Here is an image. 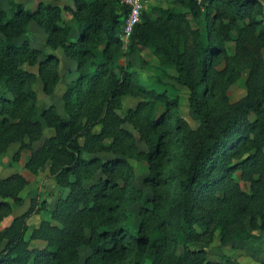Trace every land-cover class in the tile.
<instances>
[{"label": "trees", "instance_id": "obj_1", "mask_svg": "<svg viewBox=\"0 0 264 264\" xmlns=\"http://www.w3.org/2000/svg\"><path fill=\"white\" fill-rule=\"evenodd\" d=\"M71 2L72 10L39 3L28 11L10 1L4 11L0 0V155L13 144L15 160L29 150L24 168L34 176L47 169L58 192L52 209L32 199L0 230V264H213L193 245L246 241L264 227L260 1L174 0L154 19L143 12L126 48L120 36L128 10L121 0ZM63 12L72 14L73 26ZM200 18L203 30L192 26ZM31 23L50 50L74 61L78 74L62 94L63 115L54 106L40 113L48 137L37 120L34 84L39 80L51 95L60 82L59 60L30 46ZM142 50L157 62L150 86L135 81L129 61ZM245 71V95L230 102L228 91ZM167 77L186 89L195 129L176 115ZM127 96L141 101L121 118L116 111ZM131 159L147 164V199L135 186ZM27 185L19 174L0 178V220L12 213L11 203L23 204L19 194ZM134 207L138 221L127 211ZM41 213L48 219L30 229L27 221ZM33 241L44 246L32 247Z\"/></svg>", "mask_w": 264, "mask_h": 264}, {"label": "rangeland", "instance_id": "obj_2", "mask_svg": "<svg viewBox=\"0 0 264 264\" xmlns=\"http://www.w3.org/2000/svg\"><path fill=\"white\" fill-rule=\"evenodd\" d=\"M10 1L21 4L28 11H33L39 3L58 6L67 5L71 8V10L73 9L71 0H60L58 2L54 0H1V8L4 11H8ZM172 5H174V0H147L144 12H146L150 18L154 19L158 16L157 10L159 8H167ZM63 20L69 25L73 26L74 24V19L70 12H63ZM192 26L203 30V19L200 18L198 21H193ZM37 31L38 27L34 24L30 30H28L29 34L30 32L33 33V35L30 36V46L37 50L43 49L44 53H50L48 52V49L44 50V45L42 44L40 37L35 35ZM39 32L44 34L42 31ZM62 59L63 60H61V63H59L60 82L57 84L54 92L51 95L47 96L42 92V87L39 80H37L34 84V90L37 94V120L42 124L43 137H48L52 134V131L45 127L44 123L40 119V113L44 109L54 106L56 111H58L60 115H63L62 94L65 87L78 76L74 61L68 58L66 60L63 55ZM129 61L132 63L138 76L135 78V81L139 84H142L143 86H150V83L154 81V76L158 73L153 67L157 62L150 51L142 50L141 52L132 54L129 57ZM119 62L121 64L125 63L123 59H121ZM25 69L31 72H36V67L25 66ZM168 74L171 77L175 76L174 69L169 68ZM246 77L247 72L245 71L242 73L241 78L230 87L228 91V98L230 102H235L245 95L244 83ZM163 83L170 86L168 87V94L172 98H178L177 107L174 110L176 115L181 118L190 128L195 129L198 126V119L193 115L189 108L186 89L177 84L172 78H164ZM140 101L141 99L132 96L124 97L122 99L121 108L116 111L117 114L123 118L126 110L135 108ZM124 128L134 135L138 150L140 152H145L146 146L139 140L137 132L133 129V127L129 124H125ZM39 145L40 144L38 143L33 144L32 149L38 148ZM17 148L18 145L13 144L6 153L0 155V176H4L9 172H13V174H19L24 178L25 176H28V180L25 178V180L28 182V185L19 194V198L23 201V204L21 206H17L14 205V203H11L13 211L10 215H7L0 220V229L8 226L13 217L24 213L29 207L32 199H37L39 202L45 200L47 208L52 209L58 195V192L53 191L51 188L52 183L49 182V180L51 181V178L49 177L47 169H41L38 174L34 176L24 168V162H26L29 157V150H23L20 153L18 160L13 159V154ZM129 163L133 166L135 171V186L137 189L143 192L144 199H147L151 193L142 185V179L147 175V164L143 160L139 161L136 159H131ZM47 179L48 182H46ZM86 184L88 185L89 182H86ZM240 184L243 186L242 182ZM127 211L133 215L134 220L138 221L137 216H135L137 214V207L130 208ZM44 219H48L47 213L40 214V220ZM252 234L253 236L246 241H236L228 245H223L218 239H216L210 245L194 244L193 246L203 248L206 252L207 260L213 264H264V227L258 231H254ZM32 247L41 248L43 245L38 243L37 245H32ZM1 248L2 245L0 246V249ZM80 254L82 258H84L86 255H88V250L86 248H82L80 249Z\"/></svg>", "mask_w": 264, "mask_h": 264}, {"label": "built area", "instance_id": "obj_3", "mask_svg": "<svg viewBox=\"0 0 264 264\" xmlns=\"http://www.w3.org/2000/svg\"><path fill=\"white\" fill-rule=\"evenodd\" d=\"M198 4L202 0H196ZM121 3L127 8L128 12L122 25V34L120 36L125 48L129 38L133 34L134 28L139 24L142 13L144 12L147 0H121Z\"/></svg>", "mask_w": 264, "mask_h": 264}, {"label": "crops", "instance_id": "obj_4", "mask_svg": "<svg viewBox=\"0 0 264 264\" xmlns=\"http://www.w3.org/2000/svg\"><path fill=\"white\" fill-rule=\"evenodd\" d=\"M260 1V3H261V5H262V7L264 8V0H259ZM35 25V24H34ZM33 26V23H31L29 26H28V30H30V28ZM36 26V25H35ZM39 31H42L40 28H38V31L35 33V35H37L38 37H40V40L42 41V44L44 45V50L45 49H48V52H50V53H52V54H54L57 58H58V60H59V63H61V60H63L62 59V55H63V57H65V55L63 54V52H62V50L61 49H57V50H55V51H52V50H50L46 45H45V40H46V35H45V33L44 34H42L41 32H39ZM73 33H74V31H73ZM31 35H33V33L32 32H30V36ZM75 36V33L73 34V37ZM43 53H44V51H43V49H40ZM65 59L67 60V58L65 57ZM57 113H58V111H57ZM59 114V113H58ZM9 149H10V147H9ZM8 149V150H9ZM18 149V148H17ZM16 151L17 150H15V152H14V154L16 153ZM13 154V155H14ZM25 163V162H24ZM48 172V171H47ZM4 173V172H3ZM15 174V173H14ZM11 175H13V172H9V173H7V174H5L4 176H0V178H7V177H9V176H11ZM47 175V174H46ZM47 177V176H46ZM50 177V176H49ZM25 178L28 180V176H25ZM46 182H48V179L46 180ZM49 182H51L52 183V185H51V188L53 189V191H57V189L55 188V184H54V182L52 181V179H51V181L49 180ZM39 185V184H38ZM42 220H40V214H38V215H33V216H31L30 217V219L27 221V225L29 226V228L30 229H34V228H37L38 227V225L40 224V222H41ZM4 228V227H3ZM2 228V229H3ZM1 230V229H0ZM38 243H40V244H42L43 246H44V243L42 242V241H33L32 243H31V246L33 245L34 246V244L35 245H37ZM37 248V247H36Z\"/></svg>", "mask_w": 264, "mask_h": 264}]
</instances>
